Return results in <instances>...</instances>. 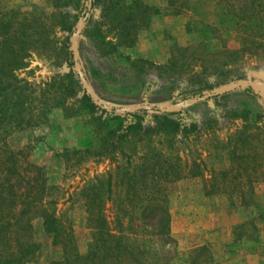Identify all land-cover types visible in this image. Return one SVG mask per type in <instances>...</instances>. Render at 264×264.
I'll return each mask as SVG.
<instances>
[{"label": "rangeland", "instance_id": "374dc122", "mask_svg": "<svg viewBox=\"0 0 264 264\" xmlns=\"http://www.w3.org/2000/svg\"><path fill=\"white\" fill-rule=\"evenodd\" d=\"M71 9L68 0H0V25H5L0 26V83L27 86L24 94L33 99L34 115L40 116L11 130L3 145L20 154L22 165L40 168L46 187L59 188L56 215L69 222L78 252L85 253L90 237L79 190L93 178L109 176L107 222L115 231L121 229L129 242L161 256L157 264H191L197 255L194 264H264L263 162L251 168L253 157L257 160L263 153L264 102L238 91L241 88L210 96L184 110L186 127L192 125L187 136H150L124 145L122 156L89 157L78 164L75 158L65 163L64 152L95 150L97 136L78 101L79 92L65 97L64 88L54 90L64 86L63 77L70 71L66 48L88 15L91 23L99 22L100 37L79 42L76 58L81 66L77 65L83 79L86 76L112 101L141 93L170 97L204 88L212 89L207 93L212 94L242 83L264 96V0H99L75 25ZM118 23L130 35V47L113 29ZM131 61H144L136 64L141 82ZM223 95L216 103L215 98ZM143 125L150 126L149 115ZM239 156L247 159L238 162ZM150 157L159 164L166 159V171L176 169L178 174L177 180L169 181L170 177L155 187L165 197L172 241L162 250L126 231L128 222L141 228L136 216L142 202H126L129 190L123 173L138 176ZM235 176L241 183L237 194L247 191L245 179H250L256 207L227 196ZM146 188L154 189L149 184ZM31 224L39 250L25 264L59 260V249L43 235L40 220L32 219ZM239 224L241 229H233Z\"/></svg>", "mask_w": 264, "mask_h": 264}, {"label": "trees", "instance_id": "16d2710c", "mask_svg": "<svg viewBox=\"0 0 264 264\" xmlns=\"http://www.w3.org/2000/svg\"><path fill=\"white\" fill-rule=\"evenodd\" d=\"M98 3L99 0H68V4L72 5V25H75L88 13V4L91 9ZM109 6L114 5L110 4ZM144 11H146L145 8L142 12ZM143 14L138 16L139 20H142ZM121 24L114 25L113 29L117 33L121 32V38L125 40L123 44L130 47L132 40L129 41L130 35ZM0 26L5 27V25ZM99 37V22L91 23L90 16L87 15L76 39L77 56L79 42L93 41ZM5 50L7 52V47ZM7 54L11 53L7 52ZM65 54L70 71L63 77L64 86L60 83L61 86L57 85L54 90L57 92L60 88H64L63 95L66 93L65 97H72L76 92H79L78 101L90 116L93 133L96 134L98 142L95 150L65 151L63 154L65 163L72 158H75V163L79 164L81 159L89 157L111 158L114 154L122 156L124 145L127 143L137 144L150 136L164 138H174L178 134L183 137L187 136L192 125L186 127L184 118L187 115L184 110L193 104L186 103V101L202 98L212 90L210 88L197 89L179 92L170 97H148L146 95L144 97V94L141 93L133 98H119V101L115 102L93 87L83 74L85 82L99 102V106H97L85 95L77 74L73 72L71 50L66 48ZM77 63L81 66L78 57ZM138 63H144V61H131L130 67L137 80L141 82L142 72L136 68ZM15 84V82L5 85L0 83V264H25L34 257L39 250V245L32 239L31 220L35 218L40 220L42 233L49 240L50 245L58 248L60 252V259L50 261L49 264H157L159 260L161 261V256H153L154 253L146 247L129 242L125 234L120 233L121 229L115 231L110 227L104 215V203L110 198L109 176L105 179L93 178L79 190L78 194L85 215V226L90 231V237L85 253L78 252L69 222L60 220L56 215L55 206L60 198L59 188L46 187V180L41 175L40 168L26 162L22 165L20 154L7 150L3 145L4 137L11 130L28 126L31 120L40 116L34 115L36 109L32 107L33 99L29 98L28 94H24L26 84ZM238 91L258 102H264V96L250 86ZM223 98L224 95L216 97L215 102L218 103ZM127 109L134 110L128 112ZM37 111L42 112L41 110ZM148 115L150 116V126H145L143 120ZM154 158H147L150 163L148 160L145 161L144 167L138 170V176H135L134 173H123L126 190H129L125 194L126 202L131 203L134 200L142 202L138 205L136 216L141 228L130 226L128 222L126 231L133 237L142 238L143 243L147 240V242L157 243L158 248L162 250V246L172 243V241L168 233L169 217L163 204L165 197L155 187L160 185L159 181L165 182L170 177L172 178L169 181L177 180L178 174L176 169L172 173L166 171L167 169L163 166L169 164L166 159L160 162L161 165ZM239 158L240 156L238 162L241 163L242 159H247L246 156ZM259 160L264 165V146L262 155L259 154L257 160L256 157H253L254 164L251 168L254 169ZM230 181L232 187L227 192V196L229 198L232 195L236 196L241 205L256 207L250 190V179H245L247 191H239L238 194L236 190L241 185L240 180L235 176ZM147 184L154 189L147 192ZM115 224V228H117L119 223L116 221ZM242 227L243 225L239 224L233 229ZM251 230L255 231V228L251 227ZM198 257L197 255L192 258L191 264H194L193 262Z\"/></svg>", "mask_w": 264, "mask_h": 264}, {"label": "water", "instance_id": "95a60500", "mask_svg": "<svg viewBox=\"0 0 264 264\" xmlns=\"http://www.w3.org/2000/svg\"><path fill=\"white\" fill-rule=\"evenodd\" d=\"M89 1V0H88ZM89 8V4L87 5V9ZM85 18V17H84ZM84 18L78 23V25L75 28V32L74 35L71 38V46H70V50H71V54H72V61H73V69L75 71V73L77 74L78 78H79V82L81 84V87L83 88V90L85 91V93L88 95V97L90 98V100L97 106H99V102L96 100V98L94 97L92 91L90 90L89 86L85 83L81 72L78 68L77 62H76V45H75V40L76 37L79 35L81 28L83 26V22H84ZM246 86H249L247 83H242V84H234V85H230L228 87H226L225 89L216 91L215 93L212 94H206L205 96H203L202 98L199 99H189L186 101V103L192 104L195 103L197 101H200L204 98L210 97V96H216V95H221L224 93H228L234 89H238V88H244ZM251 87V86H250ZM252 89H255L252 87ZM134 109H127L126 111H133Z\"/></svg>", "mask_w": 264, "mask_h": 264}]
</instances>
